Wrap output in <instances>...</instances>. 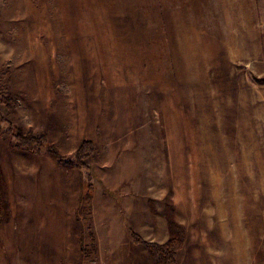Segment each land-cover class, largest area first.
<instances>
[{
    "label": "rangeland",
    "instance_id": "374dc122",
    "mask_svg": "<svg viewBox=\"0 0 264 264\" xmlns=\"http://www.w3.org/2000/svg\"><path fill=\"white\" fill-rule=\"evenodd\" d=\"M0 225L37 264H157L172 225L177 264H264V0H0Z\"/></svg>",
    "mask_w": 264,
    "mask_h": 264
},
{
    "label": "trees",
    "instance_id": "16d2710c",
    "mask_svg": "<svg viewBox=\"0 0 264 264\" xmlns=\"http://www.w3.org/2000/svg\"><path fill=\"white\" fill-rule=\"evenodd\" d=\"M18 144L23 147L31 148L33 145L42 144L41 138L35 136L24 137L17 135ZM90 148V144H83L79 150L78 156L83 154ZM171 237L164 244H147L145 246L156 256L157 264H177V251L184 243L183 232L175 225L171 226Z\"/></svg>",
    "mask_w": 264,
    "mask_h": 264
},
{
    "label": "crops",
    "instance_id": "0c3cea01",
    "mask_svg": "<svg viewBox=\"0 0 264 264\" xmlns=\"http://www.w3.org/2000/svg\"><path fill=\"white\" fill-rule=\"evenodd\" d=\"M6 229L5 226L0 225V264H37L35 259L22 255L19 241L11 239L12 235L10 239L9 236H5ZM38 264L46 263L41 261Z\"/></svg>",
    "mask_w": 264,
    "mask_h": 264
}]
</instances>
